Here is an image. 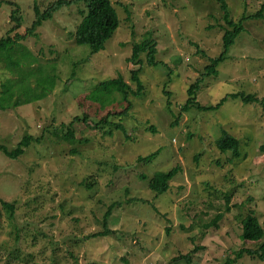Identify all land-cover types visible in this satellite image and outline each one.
<instances>
[{
	"label": "rangeland",
	"instance_id": "obj_1",
	"mask_svg": "<svg viewBox=\"0 0 264 264\" xmlns=\"http://www.w3.org/2000/svg\"><path fill=\"white\" fill-rule=\"evenodd\" d=\"M53 1L0 0V37L15 24L16 4L23 32L35 18V4L44 10ZM226 1L235 20L264 2ZM112 2L121 24L98 52L76 41L81 11L87 10L79 1L64 5L37 34L0 53V92L11 79L16 97L29 98L42 92L47 80L42 98L0 108V144L14 148L25 134L45 131L41 143L17 158L0 150V196L15 205L11 214L0 204V264H186L182 255L190 251L193 264H223L245 246L242 218L248 212L253 210L264 226V162L259 161L264 103L229 97L219 108L182 111L190 84L224 50L229 26L221 4ZM244 26L218 74L202 83L200 103L213 105L237 91L264 96V17L248 19ZM147 32L157 40V66L148 64L145 52L140 63L130 58L134 43ZM13 60L20 66H9ZM134 69H140L145 87L140 96L132 95L133 107L123 121L131 138L115 128L105 134L93 118L73 121L96 105L81 106L79 95L119 74L136 88ZM28 71L32 74L19 92ZM71 121L76 140L63 135ZM223 130L240 139L241 156L217 146ZM155 150L152 161L139 160ZM178 165L169 190L156 195L148 184L151 177ZM220 212L223 217L208 225ZM237 264L264 260L245 254Z\"/></svg>",
	"mask_w": 264,
	"mask_h": 264
},
{
	"label": "trees",
	"instance_id": "obj_2",
	"mask_svg": "<svg viewBox=\"0 0 264 264\" xmlns=\"http://www.w3.org/2000/svg\"><path fill=\"white\" fill-rule=\"evenodd\" d=\"M79 1H84L86 3L87 10L85 12L81 11L84 16L75 31L76 41L80 44H89L90 49L93 52L102 50L105 47L106 41L114 35L121 24L119 13L112 0H55L44 10L35 4V18L31 25L23 32L19 31L22 26L21 14L20 6L16 4L11 14V18L15 21V24L8 30L7 34L0 37V53L2 54L5 50H12L16 44L22 43V40H25L28 36L37 34L38 28L43 24L44 20L52 18L54 13L61 9L64 5H70ZM217 1L221 4V9L224 12V19L229 26L226 28L223 36L224 50L220 55L211 58L210 62L205 66V71L201 72V75L190 84L187 89L189 97L187 98L186 103L182 106V111H188L192 107H197L200 110L219 108L229 97L241 98L244 102L257 100L264 103V96L259 98L256 94L246 93L245 91H237L227 94L213 105L202 104L198 99V92L202 83L206 77L218 74V67L224 61L230 46L237 40L239 35L245 29L244 22L248 19L264 17V2L256 12L243 14L239 20H235L231 16L228 2L226 0ZM143 52L147 55V62L149 65L157 66L160 64V61L157 58V40L151 32H147L141 41L134 43L133 55L130 58L140 63L142 61L140 56ZM20 63V60H13L9 63V66L18 67L20 66ZM30 74H32V72L28 71L23 75L19 92L24 90V85L26 84L25 80H27L29 77L28 75ZM132 80L137 84L136 88L125 79L123 74H119L116 77H109L102 80L96 89L88 92V94L84 96L79 95L78 101L81 106L89 101L95 102L96 105L93 106V108H85L84 114H82V116H76L73 121L79 120L89 123L91 118H93L96 128L98 127L102 129V132L105 134H112L113 129L115 128L122 130L127 137L131 138L132 134L130 133L128 126L125 125L123 121L130 115V110L133 107L132 95L140 96L145 87L140 77V69H134L132 71ZM38 81L40 84L43 82L41 79ZM43 87L44 89L42 92L38 93L35 91L32 96L24 99L18 95V97H16V93L13 89V83L11 79H8L5 83H3V89L0 92V108H16L23 102L42 98L46 95V78H44ZM117 93L121 95L120 98L117 97ZM73 121L70 122L68 130L63 134L64 137L69 140H76L75 130L71 127V125H73ZM65 126L66 124L63 122L61 124L62 131ZM151 128L153 130L156 129L154 126ZM44 135L45 131L39 136L25 134L16 147L10 148L5 144H0V150H3L11 158H17L22 155L26 151V148L34 142L41 143ZM216 144L223 152L230 150L233 157L241 156L240 139L227 130H223L222 135L216 139ZM260 148L262 152L259 157V161L264 162V142L261 144ZM158 153L159 150H155L148 155L139 156V160L148 163L152 161ZM180 168L181 167L178 165L170 168L169 170L156 171L148 182L149 187L156 193V195L166 192L170 188L171 180L175 177ZM0 204L10 210L11 214L15 211V205L12 202L4 200L1 196ZM115 204L116 202L111 203L105 213L106 224ZM222 217L223 213H218L208 225L211 226L213 223L216 224ZM242 227V239L243 242H245V246L234 251L232 253L233 255L230 254L223 264H237L238 260L245 254L257 256L264 260V240L262 241L264 238V226L253 210L248 212L242 218ZM102 233L103 232H100L98 234ZM251 242L259 243V245L256 247H248L247 245ZM192 254L193 251H190L182 255V257H185L186 259V264H193Z\"/></svg>",
	"mask_w": 264,
	"mask_h": 264
}]
</instances>
